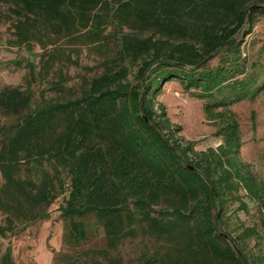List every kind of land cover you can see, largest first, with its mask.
Instances as JSON below:
<instances>
[{"label":"trees","instance_id":"1","mask_svg":"<svg viewBox=\"0 0 264 264\" xmlns=\"http://www.w3.org/2000/svg\"><path fill=\"white\" fill-rule=\"evenodd\" d=\"M0 4L12 7L10 16L0 11V17L15 18V41L33 57L40 36L82 30L100 36L108 23L123 32L113 66L86 80L78 94L48 98L30 81L0 89V114L14 119L0 121V209L6 219L0 237L48 219L62 198L68 240H86L94 220L105 233L107 264H264V254L246 251L249 239L264 237L257 226L234 236L225 222L231 204L248 209L243 189L257 200L264 224V182L241 162L240 124L226 116L231 106L264 91V67L254 63L258 69L249 73L242 51L264 16V0ZM42 58L45 66L54 61L50 53ZM28 65L36 80L35 62ZM135 67L134 82L129 76ZM65 80L48 90L65 92ZM170 83L195 90L207 115L221 119L218 148L198 153L180 136L182 127L172 125L159 102ZM137 238L152 241L155 250L129 263L111 256ZM0 264H13L11 248Z\"/></svg>","mask_w":264,"mask_h":264},{"label":"rangeland","instance_id":"2","mask_svg":"<svg viewBox=\"0 0 264 264\" xmlns=\"http://www.w3.org/2000/svg\"><path fill=\"white\" fill-rule=\"evenodd\" d=\"M11 8L8 4H0L4 17L10 16ZM4 17H0V89L6 85L27 87V81H30L38 92L45 90L48 98L70 97L80 93L86 80L102 74L107 66H113V61L119 55L123 32L108 23L100 36L90 37L88 30L72 36H40L41 41L36 40L34 44L33 57L15 41L12 28L15 18ZM242 51L249 73L258 69L254 63L264 67V16L258 17L250 35L244 38ZM44 53L54 57L50 66H45ZM33 61L37 66L36 80L31 78L28 65ZM138 70L139 67L131 69L130 81H136ZM62 77L66 79L63 82L65 92L48 90L52 83L59 82ZM195 94V90L188 91L178 83H170L164 87L159 102L166 107L172 125L182 127L180 136L186 142L194 143L199 153L222 144V138L216 135L222 123L220 118L207 115L205 101ZM228 112L226 116L232 114L240 124L243 140L241 162L248 166L259 182H264V91L255 100H245L231 106ZM0 121L10 124L14 119L0 114ZM4 182L0 171V189ZM241 195L248 209L239 211L237 202L231 204L225 217L227 228L237 236L241 228L257 226L264 236L257 200L251 199L243 189ZM61 203L62 198L50 207L48 219L17 231L8 238L0 237V260L6 249L11 248L13 264H93L95 261L107 264L106 255L101 252L106 248L103 228L90 220L87 239L79 244L72 243L67 238V224L60 212ZM5 220L0 209V225H4ZM155 247L148 239H129L111 256L129 263L145 253L153 252ZM246 251L248 254H264V237L249 239Z\"/></svg>","mask_w":264,"mask_h":264}]
</instances>
